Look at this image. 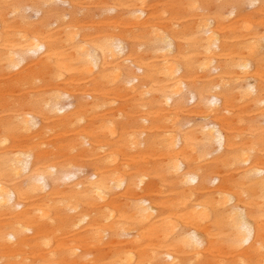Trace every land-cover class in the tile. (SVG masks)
I'll list each match as a JSON object with an SVG mask.
<instances>
[{"label": "bare ground", "instance_id": "obj_1", "mask_svg": "<svg viewBox=\"0 0 264 264\" xmlns=\"http://www.w3.org/2000/svg\"><path fill=\"white\" fill-rule=\"evenodd\" d=\"M0 264H264V0H0Z\"/></svg>", "mask_w": 264, "mask_h": 264}]
</instances>
